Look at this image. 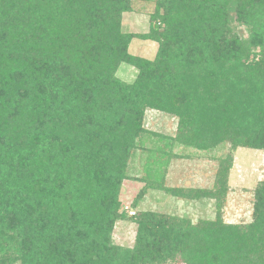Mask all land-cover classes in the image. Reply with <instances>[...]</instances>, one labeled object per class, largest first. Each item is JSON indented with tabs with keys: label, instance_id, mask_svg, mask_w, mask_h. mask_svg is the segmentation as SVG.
Returning a JSON list of instances; mask_svg holds the SVG:
<instances>
[{
	"label": "trees",
	"instance_id": "16d2710c",
	"mask_svg": "<svg viewBox=\"0 0 264 264\" xmlns=\"http://www.w3.org/2000/svg\"><path fill=\"white\" fill-rule=\"evenodd\" d=\"M133 1L0 0V264H264V181L249 223L221 220L232 156L213 188L165 190L214 200V220L145 212L131 249L111 243L145 109L219 129L186 147L264 151V0H157V59L128 86Z\"/></svg>",
	"mask_w": 264,
	"mask_h": 264
},
{
	"label": "rangeland",
	"instance_id": "374dc122",
	"mask_svg": "<svg viewBox=\"0 0 264 264\" xmlns=\"http://www.w3.org/2000/svg\"><path fill=\"white\" fill-rule=\"evenodd\" d=\"M156 1L134 0L130 12L121 16V33L132 35L127 53L138 60L140 66L120 62L115 67L114 77L128 86L137 80L140 68L151 65L158 56V43L152 39L151 32L156 27L152 20ZM230 25L234 34L247 39L248 32L244 26L236 23ZM157 26L163 28L161 24ZM255 51L258 52L257 49ZM205 125L203 122L192 123L190 127L188 124L180 125L175 115L150 108L144 110L140 121L141 132L135 139V149L125 169L127 177L121 181L117 197L119 213L125 214L126 218L115 222L111 243L131 249L137 235L135 217L145 212L183 218L192 226L203 220H214V200H187L173 197L165 190L213 188L218 167L225 166L230 156L232 164L227 177L221 220L232 225L251 221L254 190L264 181V151L244 148L231 151L226 142L205 150L180 144L182 141L207 143L220 136L219 129L213 131ZM193 242L192 238L185 243L192 245ZM158 264L185 263L179 257H173Z\"/></svg>",
	"mask_w": 264,
	"mask_h": 264
}]
</instances>
